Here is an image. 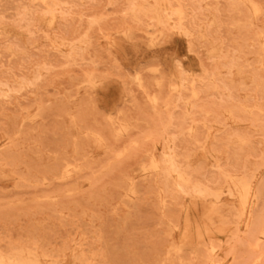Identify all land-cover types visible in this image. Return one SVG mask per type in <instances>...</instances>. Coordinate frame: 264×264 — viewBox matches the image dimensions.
Listing matches in <instances>:
<instances>
[{
  "label": "rangeland",
  "instance_id": "obj_1",
  "mask_svg": "<svg viewBox=\"0 0 264 264\" xmlns=\"http://www.w3.org/2000/svg\"><path fill=\"white\" fill-rule=\"evenodd\" d=\"M0 260L264 264V0H0Z\"/></svg>",
  "mask_w": 264,
  "mask_h": 264
},
{
  "label": "bare ground",
  "instance_id": "obj_2",
  "mask_svg": "<svg viewBox=\"0 0 264 264\" xmlns=\"http://www.w3.org/2000/svg\"><path fill=\"white\" fill-rule=\"evenodd\" d=\"M156 171H157V170H156ZM188 188H189V187H188ZM190 188H191V187H190ZM190 188H189V189H190ZM193 190H194V189H193ZM247 192H248V191H247ZM216 213H217V212H216ZM212 221H213V220H212ZM28 256H30V255H28ZM33 257H35V256H33ZM12 258H14V257H12ZM1 260H2V259H1ZM1 260H0V261H1ZM18 261H20V260H18ZM25 261H26V260H25ZM25 261H22V262H25ZM30 261H32V260L30 259ZM7 262H8V260H7ZM15 262H17V261H15ZM22 262H21V264H22ZM9 263L13 264L12 262H9ZM25 263H27V262H25ZM25 263H24V264H25ZM53 263H55V262H53ZM2 264H3V263H2ZM27 264H28V263H27ZM30 264H31V263H30ZM73 264H74V263H73Z\"/></svg>",
  "mask_w": 264,
  "mask_h": 264
}]
</instances>
